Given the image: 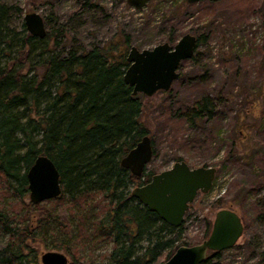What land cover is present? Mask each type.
<instances>
[{
    "label": "rangeland",
    "instance_id": "1",
    "mask_svg": "<svg viewBox=\"0 0 264 264\" xmlns=\"http://www.w3.org/2000/svg\"><path fill=\"white\" fill-rule=\"evenodd\" d=\"M2 1L20 8L11 21L17 30H22L24 14L38 12L45 22V38L51 43L56 38L61 54L72 47L81 51L111 42L126 53L131 45L151 48L164 41L173 45L185 33L205 35L207 41L182 62L179 78L170 90L151 97L140 94L139 121L154 151L144 173L167 169L177 157L190 167L216 168L212 189L198 193L184 216L182 235L187 245L208 236L214 214L221 208L235 210L245 226L248 224V217L254 214L250 202L264 196V18L260 11L240 18L236 0H149L140 10L126 0ZM147 23L153 30L145 28ZM172 24L174 37L168 40ZM60 32L65 36H59ZM125 36H129L128 46L123 43ZM261 49L257 61L255 55ZM230 61L241 66L239 71ZM205 99L211 104V115L203 110L197 125H191L184 112L203 107ZM226 156L240 163L225 161ZM93 201L91 197L76 201L65 194L52 205L55 211L67 212L69 227L68 231L54 225L35 229L34 238L25 243L38 261L46 251L64 253L68 263L73 256L83 261L107 259L112 242L95 229L99 207ZM48 202L42 203L50 205ZM0 203L9 210L12 230L37 226L41 214L26 213L27 205H33L28 192L20 198L6 182H0ZM79 217L83 218L80 227ZM249 238L245 230L234 247L220 251V264H264V224L250 241L251 247L246 246ZM8 239L0 225V243Z\"/></svg>",
    "mask_w": 264,
    "mask_h": 264
},
{
    "label": "trees",
    "instance_id": "2",
    "mask_svg": "<svg viewBox=\"0 0 264 264\" xmlns=\"http://www.w3.org/2000/svg\"><path fill=\"white\" fill-rule=\"evenodd\" d=\"M236 1L240 18L250 11H260L264 18V0ZM19 11L0 0V182H6L18 197L26 196V170L43 154L58 169L62 192L47 200L50 205H27V214H41L35 228L28 225L12 230L9 210L0 203V225L9 234L8 241L0 243V264H40L25 240L34 238L35 229L41 226L68 231L67 212L52 206L65 194L76 201L83 197L95 200L99 207L95 229L112 242L105 261L73 256L69 264H162L176 247L187 244L182 226L166 224L130 195L131 186L147 182L152 174L135 177L120 165L121 157L146 134L139 121L141 96H133L122 78L127 66L125 51L111 42L81 51L72 47L61 54L56 38L51 43L28 34L23 23L22 30L12 25L13 14ZM149 25L145 28L153 30ZM174 31L172 24L168 40L173 39ZM123 39L128 46L129 36ZM206 41L205 35L197 36L198 46ZM262 54L261 49L255 59ZM230 63L237 71L241 68ZM205 100L203 107L184 112L191 125H197L203 110L211 115V104ZM250 207L254 214L245 226L249 247L264 224V196L251 201ZM82 221L79 217L78 227ZM208 226L206 222V231ZM219 257L220 252H210L201 264H220Z\"/></svg>",
    "mask_w": 264,
    "mask_h": 264
},
{
    "label": "water",
    "instance_id": "3",
    "mask_svg": "<svg viewBox=\"0 0 264 264\" xmlns=\"http://www.w3.org/2000/svg\"><path fill=\"white\" fill-rule=\"evenodd\" d=\"M149 0H126L134 9L140 10ZM201 0H187L194 3ZM28 34L43 39L47 36L43 17L36 11L23 16ZM197 45V36L183 34L175 44L168 41L151 48L131 45L125 53L127 66L123 81L131 88V94L153 96L159 91L171 89L179 78L183 61L190 59ZM151 138L144 134L120 159V165L133 176L141 177L153 157ZM216 168L212 166L190 167L178 160L162 171L153 173L150 179L136 185L130 195L154 212L166 224L178 228L198 193H208L213 186ZM28 198L32 204H40L58 197L62 192L60 173L47 155H37L26 170ZM245 224L233 209L221 208L214 214L210 232L195 245H181L162 264H201L209 252H220L234 247L244 235ZM40 264H69L67 256L59 251H46L39 257Z\"/></svg>",
    "mask_w": 264,
    "mask_h": 264
}]
</instances>
